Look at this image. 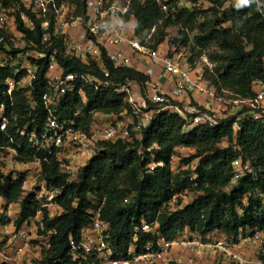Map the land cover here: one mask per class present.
<instances>
[{
	"label": "trees",
	"instance_id": "1",
	"mask_svg": "<svg viewBox=\"0 0 264 264\" xmlns=\"http://www.w3.org/2000/svg\"><path fill=\"white\" fill-rule=\"evenodd\" d=\"M56 1L58 6L73 5L75 17L86 16L87 0ZM207 1L223 9L224 22L232 25L198 35L194 44L204 47L216 43L226 52L225 64L217 69L218 79L214 80L218 91H229L234 95L232 98H253L254 81L264 82V0ZM138 5L131 8V15L137 24L136 35L142 41L151 36L159 23L175 25L188 13L184 8L176 16L169 15L154 0H143ZM17 6L21 8L17 12L19 28L32 44L29 50L43 53L45 58L30 59L39 66L37 80L33 86L17 87L12 96L5 91L6 82L9 78L20 80L21 76L10 66L0 69V108L5 107L8 119L5 130L0 125V152L15 150L14 159L19 163L39 161L41 179L49 188L59 191L53 203L61 213L51 217L44 199H38L35 193L25 195L23 173L5 174L0 170V198L7 202L6 213L10 205L20 204L14 222L16 231L40 213L43 215L39 233L50 241V247L43 254L42 264H77L70 255L71 242L80 243L84 229L92 222L93 211H99L102 220L109 224V240L118 252L126 251L132 244L141 248L151 239L141 233L134 241V229L144 221L157 222L168 240L197 233L203 238L221 234L237 239L264 231V114L260 121H254L247 106L243 118L229 111L216 125L193 126L179 113L162 111L132 141L102 143V151L71 180L73 175L63 171L57 153L36 145L46 131L49 118L43 96L49 90L45 79L50 57L56 52L66 74H92L113 83L103 91L85 86L86 100L77 93L63 98L58 119L73 121L84 132L90 131L95 115H120L125 109L130 110L126 95L114 92L115 86L135 83L145 98L149 78L136 66L115 68L103 51L109 72L108 78L105 77L94 61L83 63L79 58L67 56L65 37L55 36L53 27L47 42L43 41L45 32L40 22L36 23L34 32L25 29L20 16L22 12L30 13L19 0H0L4 9H17ZM191 22L190 17L184 24ZM235 33L245 34L250 50L239 43ZM0 36L7 38L2 31ZM177 38L188 46L184 32ZM7 45V42L0 45V52L16 55L14 50L7 51ZM225 141L229 145L221 147ZM179 148L196 149V154L185 162L188 165L195 159L199 162L194 168L176 174L172 164ZM236 161L249 165L252 173L234 182ZM191 193L195 197L184 204V198L187 200ZM260 258L264 261V253ZM93 259L87 257L82 264L93 263Z\"/></svg>",
	"mask_w": 264,
	"mask_h": 264
},
{
	"label": "built area",
	"instance_id": "2",
	"mask_svg": "<svg viewBox=\"0 0 264 264\" xmlns=\"http://www.w3.org/2000/svg\"><path fill=\"white\" fill-rule=\"evenodd\" d=\"M19 1L20 5L30 13L29 15L22 12L20 16L25 29L34 32L36 23L40 22L41 29L45 32L43 41L47 42L50 38L49 31L53 27L55 36L65 37L67 56L79 58L83 63L94 61L107 78L109 72L103 51H106L107 58L115 68H134L135 54L139 60L151 64L144 73L149 78L146 83L145 98L136 95L137 91L138 95L140 91L135 83L115 86L113 90L118 94L126 95L135 115V121L132 122L128 117L127 124L125 121L121 122L117 115H110L107 116L108 119L113 118V120L107 122V119H97L98 115H95L90 131L84 132L77 129L73 121L58 119L57 112L63 98L68 94L77 93L86 100L85 86L103 91L113 83L101 80L92 74H66L58 63L56 52L50 57L45 79L49 90L43 96L49 118L46 131L36 145L49 153L56 152L65 173L77 174L94 155L102 151L100 145L104 142L130 141L131 129L139 134L148 128L155 116L162 111L179 113L193 126L217 124L218 117L213 111V103L224 106L229 104L236 107L247 106L254 121H260L263 117L264 82L254 81L256 95L249 99L232 98L234 95L229 91H222V94H219L216 90L203 86L197 75L185 69L181 57L170 56L168 52H162L159 48L145 44L138 38L137 24L129 6L109 5L108 0H87L85 17H75L74 13L69 17L65 4L58 6L56 0ZM154 1L163 12L172 16L178 15L180 10L187 6L179 0ZM12 11L13 9L0 7V31L7 36V38L0 36V45L7 42V51L16 52L14 56L4 51L0 52V69L10 66L14 68L16 75L21 76L20 80L15 78L7 80L5 91L9 96L13 95L17 87L33 86L38 77L39 66L30 59L38 61L45 58V54L29 50L32 44L27 34L19 28L18 16ZM109 45H125L130 49V53L121 49L109 50ZM18 59L22 61L19 62ZM157 68H162L167 77L173 80V88H165L153 80ZM79 82L82 86H78ZM200 93L206 94L210 101L199 105L195 95ZM0 113L1 129L5 130L8 119L4 114L3 105ZM236 127L238 128L237 125ZM12 151L16 155V151ZM152 166L155 167L156 164ZM233 166L234 182L252 173L250 166L243 165L241 161H236ZM32 193H35L40 200H48L46 206L49 207L51 204L57 206L53 203V199L59 191L49 188L44 180L41 181L39 189H33ZM50 215L54 217L52 212ZM7 226L3 225V227ZM141 233L151 237L143 247L139 248L136 244H132L126 251L118 252L109 240V224L102 220L99 211H93L92 222L84 229L80 243L71 242L70 255L77 264H82V260H87V257L94 258L93 263L90 264H264L259 253L264 244V231L241 235L237 239L221 234H208L203 238L197 233L192 237L184 234L174 240H168L160 232L157 222L149 224L144 221L141 226L134 229L135 242ZM46 241L49 248L50 241L47 238ZM174 248L181 249L182 255L175 257L172 253ZM32 252H34L32 241L23 228L7 233L6 238L0 239V264H24L23 261L29 258ZM185 254L188 255V260L185 259ZM35 260L28 264H42L35 263Z\"/></svg>",
	"mask_w": 264,
	"mask_h": 264
},
{
	"label": "rangeland",
	"instance_id": "3",
	"mask_svg": "<svg viewBox=\"0 0 264 264\" xmlns=\"http://www.w3.org/2000/svg\"><path fill=\"white\" fill-rule=\"evenodd\" d=\"M109 5L115 6H129L130 11L131 8H135L138 4H142L143 0H108ZM186 3L187 14L176 21L175 25L166 26L163 23H159V25L153 30L151 36L143 41L145 44H149L152 47H162L166 50L170 56H179L182 58V65L185 67L186 70L193 73V75H197L200 78V81L203 86L216 90L219 94H222L221 91H218L217 87H215L214 80L218 79L217 69L221 68L225 64V57L226 52L221 49V47L216 43H211L207 46H197L194 44V38L198 35L206 34L212 30H220V29H228L231 27L230 22H224V14L223 9L218 7H214L209 1L207 0H179ZM136 4V6H135ZM140 6V5H138ZM65 8L68 10V16H73L75 8L73 5L69 3H65ZM226 8V7H225ZM20 7L17 6V9H13V13L15 15L18 11H20ZM191 17L192 22L185 25L184 23L187 21L188 18ZM185 33L188 37V46L184 45L180 39H178V35L180 33ZM237 39H239V43L242 44L247 50L251 49V45L248 44L247 38L245 34L235 33ZM135 56H137L135 54ZM17 61L21 62L22 60L18 59ZM229 97L228 95H225ZM227 112H231V115L243 118L246 111L244 110L245 107H236L233 105H226ZM225 112V115L227 114ZM218 119L221 120L223 116H220L218 113L215 112ZM224 115V114H223ZM121 122L125 121L128 117L131 118V121H135V115L133 114L131 107L130 110L127 108L125 111L117 115ZM97 119H105L101 115H98ZM117 119V118H116ZM109 119L107 122L112 121ZM138 137V133L132 131L131 129V139ZM229 145L228 141H225L221 147H226ZM196 154V149L193 148H179L177 150V154L173 159V171L174 173H180L183 170H187L188 168H194L199 160L195 159L192 161L190 165L185 162V159L192 157ZM77 175L74 174L71 177V180H75ZM27 192V191H25ZM194 194L191 193V196L184 199V204L189 203L193 200ZM45 203L49 201L44 199ZM2 212L0 215V224L9 225L11 222V218H15L17 215V211L19 207L14 206L11 210V216H8L5 212V206L1 207ZM59 208L55 205L52 206V213L54 217L59 215L61 212ZM43 215L39 214L35 219L32 220L31 226L27 228L29 230V238L32 241L33 248L40 247L41 255L38 257H33L36 260L35 263H42L43 254L47 250V241L45 235H40V227L43 226ZM32 230V231H31ZM31 231V232H30ZM34 252H32L33 254ZM259 253H264V244L259 250ZM39 258V259H38Z\"/></svg>",
	"mask_w": 264,
	"mask_h": 264
},
{
	"label": "crops",
	"instance_id": "4",
	"mask_svg": "<svg viewBox=\"0 0 264 264\" xmlns=\"http://www.w3.org/2000/svg\"><path fill=\"white\" fill-rule=\"evenodd\" d=\"M76 34V33H75ZM109 50H116V49H121L126 53H130V49L125 46V45H120V46H112L109 45L108 46ZM159 49L162 52H167L166 50H164L162 47H159ZM135 66L136 68H139V70L143 73H145L147 67H149L151 64L148 61H142V60H138L137 57H135ZM153 80L157 83H159L161 86L165 87V88H173L174 87V82L173 80L169 79L166 75V73L164 72V70L162 68H157L155 69V74L153 76ZM137 86V85H136ZM137 88L139 89V87L137 86ZM136 91V90H135ZM137 96H141V94L139 93L138 95V91L136 93ZM140 100V97L139 99ZM195 100L199 105H204L207 102H209L210 100L208 99L207 95L204 93H200L195 95ZM213 111L218 113L220 116L226 117L225 112H227V108L224 105H220L218 103H213ZM228 113V112H227ZM224 114V115H223ZM103 118L109 120L107 116H102ZM15 157V153L12 150H7L6 153H1L0 152V170L2 172H4L5 174L8 173H15V175H17L18 173H23L26 176V182H25V186H24V191L25 195L28 193H32L33 189L38 190L39 189V185L42 181L41 177H40V172H41V165L38 162H31V163H19L17 161H15L14 159ZM2 206H7V202L3 199L0 198V215L3 212L1 207ZM14 206L19 207L18 211H17V215H19L20 213V204H12L9 206L8 211H7V215L11 216V210ZM52 206L53 204H51L49 206V211H52ZM57 207V206H56ZM59 208V207H57ZM61 212V209L59 208ZM4 213V212H3ZM18 216H16L17 218ZM11 218V222L7 227H3L0 224V239L6 238V234L7 233H13L16 232V228L14 226V221L15 218L13 219V217ZM31 222L30 221L27 225H25L23 227L24 231L27 233V235L29 236V230L27 228H29V226H31ZM32 231V230H31ZM30 231V232H31ZM173 255L175 257H178L180 255H182L183 251H181V249L179 248H174L173 249ZM41 252H40V247H34V253L31 254V256L27 259H25L23 261L24 264H28L30 261L34 260L36 257L40 256ZM36 256V257H35ZM185 259L188 260V255L185 254ZM35 257V258H33Z\"/></svg>",
	"mask_w": 264,
	"mask_h": 264
}]
</instances>
